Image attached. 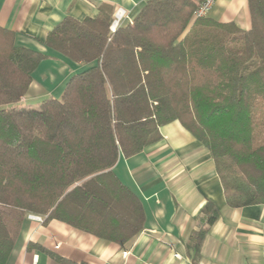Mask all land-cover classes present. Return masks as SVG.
Returning a JSON list of instances; mask_svg holds the SVG:
<instances>
[{
  "label": "trees",
  "instance_id": "obj_1",
  "mask_svg": "<svg viewBox=\"0 0 264 264\" xmlns=\"http://www.w3.org/2000/svg\"><path fill=\"white\" fill-rule=\"evenodd\" d=\"M199 1L148 0L114 32L111 5L93 19L64 17L44 53L0 28V264L30 215L124 246L144 214L113 168L173 121L209 152L227 206L264 205V0H247L248 29L193 20ZM46 59L84 68L59 99L19 107ZM218 216L203 207L193 248Z\"/></svg>",
  "mask_w": 264,
  "mask_h": 264
},
{
  "label": "crops",
  "instance_id": "obj_2",
  "mask_svg": "<svg viewBox=\"0 0 264 264\" xmlns=\"http://www.w3.org/2000/svg\"><path fill=\"white\" fill-rule=\"evenodd\" d=\"M148 0H0V28L15 34L17 46L46 52L42 43L64 18L93 19L100 5L124 13L126 25ZM207 18L250 25L247 0H216ZM84 67L43 60L22 98L27 107L39 99H59L68 80ZM30 96V97H29ZM161 139L129 158L119 157L113 173L140 201L142 230L124 246L107 242L59 221L27 216L5 264H264V205L230 208L209 152L178 121L159 128ZM219 216L200 247L189 244L207 204ZM37 245L44 250L28 249Z\"/></svg>",
  "mask_w": 264,
  "mask_h": 264
},
{
  "label": "built area",
  "instance_id": "obj_3",
  "mask_svg": "<svg viewBox=\"0 0 264 264\" xmlns=\"http://www.w3.org/2000/svg\"><path fill=\"white\" fill-rule=\"evenodd\" d=\"M215 1L216 0H200L196 9L192 13V19L195 20L197 18L206 17ZM124 17L125 16L123 11L121 9H118L114 17L113 23L110 26L111 32H114L121 25V21L124 19ZM29 218L34 219L38 222H42V219L37 216L30 215Z\"/></svg>",
  "mask_w": 264,
  "mask_h": 264
},
{
  "label": "rangeland",
  "instance_id": "obj_4",
  "mask_svg": "<svg viewBox=\"0 0 264 264\" xmlns=\"http://www.w3.org/2000/svg\"><path fill=\"white\" fill-rule=\"evenodd\" d=\"M29 97H30V96H29ZM43 100H44V99H42V98H41V99H39V101H38V102L40 103V102H41V101H43ZM18 106H19V107H20V106H21V107H23V106H24V107H26V104H25V102H24V100H23V99L21 100V102L19 103V105H18Z\"/></svg>",
  "mask_w": 264,
  "mask_h": 264
}]
</instances>
